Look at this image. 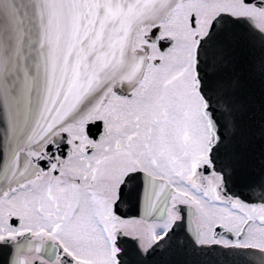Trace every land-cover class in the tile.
Instances as JSON below:
<instances>
[{
	"label": "snow or ice",
	"instance_id": "obj_1",
	"mask_svg": "<svg viewBox=\"0 0 264 264\" xmlns=\"http://www.w3.org/2000/svg\"><path fill=\"white\" fill-rule=\"evenodd\" d=\"M0 264H264V0H0Z\"/></svg>",
	"mask_w": 264,
	"mask_h": 264
}]
</instances>
